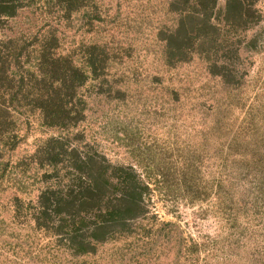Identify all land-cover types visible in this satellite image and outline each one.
Segmentation results:
<instances>
[{
    "label": "rangeland",
    "instance_id": "1",
    "mask_svg": "<svg viewBox=\"0 0 264 264\" xmlns=\"http://www.w3.org/2000/svg\"><path fill=\"white\" fill-rule=\"evenodd\" d=\"M227 1L177 49L190 0L12 1L0 264H264V0ZM101 171L134 177L135 209L106 194L65 226L56 200Z\"/></svg>",
    "mask_w": 264,
    "mask_h": 264
},
{
    "label": "trees",
    "instance_id": "2",
    "mask_svg": "<svg viewBox=\"0 0 264 264\" xmlns=\"http://www.w3.org/2000/svg\"><path fill=\"white\" fill-rule=\"evenodd\" d=\"M12 1L19 0H0V2L2 3H7L6 5L0 4L2 6L1 10H3H0V15L4 14L6 16H10L12 14V11L14 10V6L11 5ZM190 1L197 8V10L187 12L183 16L184 18L182 17V19L179 21L178 27L180 28L178 30H180V34L177 37L175 36V34L169 36V42L170 46H172V49H177L182 46V41L184 40L182 36H190L189 39H191L194 35L193 38L197 37V39L201 40L204 43L205 40L212 39L213 37V35L210 37L208 36L209 33L214 30V26L210 23L209 19L211 15V10L216 0ZM239 2V0H228L226 8L229 9L235 8V6L237 5L240 6L241 4ZM227 13L228 12H226L225 15ZM63 153L66 154V150H64ZM77 169L78 171L80 170V172L83 170L79 166H77ZM89 175L90 177L87 178L88 182L85 185H81V187L79 188L80 190H78L80 192L79 196L72 197L70 199L56 200L55 207L57 208V212H62V210L65 209L67 211L66 215L70 218L69 219L63 217L65 226H69L68 220H72V223H75L74 219H76L80 214L79 211L87 213L89 211V208L87 207L90 206V208H92L100 206L102 204L100 202L103 198H105L104 196L106 194L118 195L119 193V198H115L114 204L115 206L116 204L120 205L118 207L116 206L114 214L111 215L114 220L119 219L122 216H126L127 214H130L131 210L135 209L136 201H134V196H137V194H139L140 196V192L137 191L138 186L134 182L135 179L130 173H125V176H123L121 182L117 186L112 187V189H109V187L111 188L112 185L109 183L108 178L105 177L104 172L101 171V173H94V176L90 172ZM63 200L64 205L60 204ZM61 205H63L64 208H61ZM104 221L105 219L102 218L100 223H103ZM84 222L85 220L81 219L80 223L82 227H84ZM96 225L97 224H92V226ZM98 227H101V225H99Z\"/></svg>",
    "mask_w": 264,
    "mask_h": 264
}]
</instances>
